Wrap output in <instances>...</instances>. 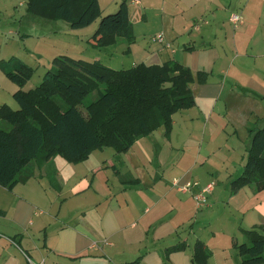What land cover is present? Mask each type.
<instances>
[{
	"label": "crops",
	"instance_id": "1",
	"mask_svg": "<svg viewBox=\"0 0 264 264\" xmlns=\"http://www.w3.org/2000/svg\"><path fill=\"white\" fill-rule=\"evenodd\" d=\"M121 1L99 0L102 14L116 10ZM126 2L135 35V42L122 50L132 58L127 65L174 59L194 75L207 73L204 82L195 78L190 85L195 104L178 111L188 119L179 122L176 142L163 134L162 126L125 152L103 147L78 162L61 154L33 159L25 169L31 173L27 181L12 189L0 185V264H29L27 258L35 264H162L166 257L170 264H192L197 239L211 251L206 264H241L234 244L243 240V230L260 227L264 232V189L257 191L251 184L235 192L229 189L240 175L235 177V172L243 169L250 129L264 126V0ZM233 9L241 15L239 27L229 20ZM24 18L22 14L20 27ZM35 23H28V31L9 30L21 39L13 44L21 41L24 46L11 55L0 50V61L35 54L25 44ZM159 33L163 41H153ZM26 85L23 90L31 89ZM19 88L0 69V106L15 109L13 94ZM182 131H187V139H179ZM209 144L216 151L204 154ZM192 146L198 151L189 149ZM217 151H222L224 163L237 153L241 161L225 174L224 196L213 186L207 205L197 207L192 194L178 191L171 181L212 183L194 179L188 166L210 162ZM122 173H130L136 182L122 184ZM219 201L233 207L238 218L226 220L218 234L211 222L198 223L210 220ZM180 243L186 247L167 252Z\"/></svg>",
	"mask_w": 264,
	"mask_h": 264
},
{
	"label": "trees",
	"instance_id": "2",
	"mask_svg": "<svg viewBox=\"0 0 264 264\" xmlns=\"http://www.w3.org/2000/svg\"><path fill=\"white\" fill-rule=\"evenodd\" d=\"M25 9L44 19H62L71 29L87 27L99 19L88 38L98 48L115 44L119 38L127 44L134 42L126 0L107 14H102L99 0H27ZM0 69L20 87L13 94L17 109L0 106V185L8 189L31 177L26 166L39 155L48 159L61 154L78 162L103 147L116 153L127 151L137 139L159 127H169L176 111L192 107L191 83L195 78L198 82L207 78V73L194 75L174 59L113 69L98 60L60 54L53 58L43 80L25 91L22 87L31 77L30 65L13 58L0 61ZM93 91L96 99L91 98ZM249 132L243 171L231 182L233 192L248 184L257 191L264 189V126ZM48 176L54 183V174ZM118 178L122 184L136 182L130 173L118 174ZM243 231V240L234 244L240 263L264 264V232L260 227ZM185 247L180 243L167 252ZM210 256L211 251L197 239L191 263L206 264ZM162 264H170L167 257Z\"/></svg>",
	"mask_w": 264,
	"mask_h": 264
},
{
	"label": "rangeland",
	"instance_id": "3",
	"mask_svg": "<svg viewBox=\"0 0 264 264\" xmlns=\"http://www.w3.org/2000/svg\"><path fill=\"white\" fill-rule=\"evenodd\" d=\"M3 1L5 4L2 3ZM22 1H24V4L16 5L17 0H0V50L2 52H5V54L7 55L9 54L11 55L16 52H19L18 51L19 46L22 45L21 47H23L24 45L21 41L16 42V44H13V40L15 41L17 39L18 40L21 39L16 33L12 35L9 32V30L18 32L19 30H22V27H24L28 31V29L30 28L28 26V23H31L32 21L36 22L34 25H32L33 31H31L32 32L30 34L31 36L28 37V40L25 41V44L27 45L26 47L27 49H30L35 54H41V57L38 58L37 56H35V54H33L32 56L31 54H27V53L23 55L20 53L21 56L18 58L32 67L31 77L27 82L26 89L34 88L43 80L46 71L52 66L53 58L60 54L69 55L70 57L80 58L86 61H93L95 59L105 66L108 64L112 65L114 69L131 68V65H127V61L128 59H132V58L128 57V55L124 56L122 52V50L125 49V46L129 44H127L122 38H119L115 44L100 48L92 46L88 42V38L92 36V34L94 33L95 29L98 26L99 19L95 20L92 24H90L87 27L81 28L79 30L73 29V32H70L65 30L66 27H70L68 22L62 19H56V20L44 19L39 16L33 15L29 12H26L25 9L26 1L25 0ZM2 6H5V8H3ZM231 12L238 13V10L233 9V11L231 10L230 13ZM22 14L25 15V18L23 20L22 27H20V19ZM38 37L41 38L40 41L37 40ZM146 39L149 40V37H146ZM37 42L39 43V46H37ZM134 42H135V38H134ZM36 46L37 49L35 48ZM91 98L96 99L95 91L92 92ZM13 108L15 109L18 108V104L17 102H15V100H13ZM182 110L183 109H181V111ZM178 111L174 113V117H173L175 121V126L170 125L169 127L166 126L162 127L163 134L166 135L168 139H170L173 142L177 141L176 136L178 132L179 122L188 119L187 114ZM188 126L192 127V125H188ZM187 137H188L187 131H182L181 138L179 139L183 140V139H187ZM158 139L159 141L163 140V138H161L160 136ZM107 148L108 151H113L111 147H107ZM189 149H191L192 151L194 149L195 151H198L194 146L190 147ZM189 149L185 148V150H187V154L189 153ZM213 151H216V146L209 144L204 149V154ZM220 152L222 153V151H217V153H215L214 156L210 157V162H207L209 160L208 159L206 163L205 162L197 163V165L195 166H192L193 165L192 164L189 165L190 167L188 166V168L192 167L191 171L194 179H198V180L203 179L204 181H208V182L212 181V183H207V184H211L212 187L213 186L215 187L216 190L215 193L217 191L218 192L221 191L220 192L221 196H224L225 192H223V189L226 188V181L224 180L225 174L233 172L234 170L233 165L236 166V168H238L237 163L241 161L240 158L241 155L238 156L237 155L238 153L233 154L235 157L228 160L225 157L227 163H224L222 157L220 156L221 155ZM230 161H233L234 163L229 164ZM226 165H228V167H226ZM186 168L187 167H184L183 170H186ZM242 170L243 169H241L240 171H236L234 176L236 177L239 174H241ZM215 178H218V181H216ZM234 179H232V181ZM230 187H231V183H229V189ZM208 196L209 195H207V197ZM214 205L215 207L213 210V215L212 217H210V220H208L207 218L199 219L198 224L206 223L207 225V222L209 223L211 222L210 224L213 226L212 230L214 228V230H216V232L219 234L220 228L221 226H225L226 220H229L233 216L238 218V215L234 214L233 207L229 208L228 204L224 201L215 202ZM199 228L202 229L204 227L201 225Z\"/></svg>",
	"mask_w": 264,
	"mask_h": 264
},
{
	"label": "built area",
	"instance_id": "4",
	"mask_svg": "<svg viewBox=\"0 0 264 264\" xmlns=\"http://www.w3.org/2000/svg\"><path fill=\"white\" fill-rule=\"evenodd\" d=\"M230 22L234 27H239L242 23L241 15L239 13H232L229 18ZM153 41L162 42L163 35L161 33L156 34L152 37ZM173 187L181 192H190L197 205V207H202L206 205L207 193L211 191V184L201 185L197 180H188L181 182L179 178H173L171 181ZM29 264H35L30 258H27ZM42 264V263H39Z\"/></svg>",
	"mask_w": 264,
	"mask_h": 264
}]
</instances>
